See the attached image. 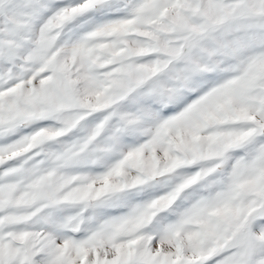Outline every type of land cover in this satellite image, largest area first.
I'll list each match as a JSON object with an SVG mask.
<instances>
[{
	"label": "snow or ice",
	"instance_id": "6c2138e0",
	"mask_svg": "<svg viewBox=\"0 0 264 264\" xmlns=\"http://www.w3.org/2000/svg\"><path fill=\"white\" fill-rule=\"evenodd\" d=\"M0 264H264V0H0Z\"/></svg>",
	"mask_w": 264,
	"mask_h": 264
}]
</instances>
